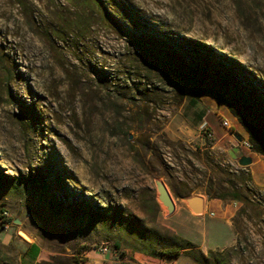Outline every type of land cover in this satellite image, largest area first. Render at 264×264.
Segmentation results:
<instances>
[{"label": "rangeland", "instance_id": "rangeland-1", "mask_svg": "<svg viewBox=\"0 0 264 264\" xmlns=\"http://www.w3.org/2000/svg\"><path fill=\"white\" fill-rule=\"evenodd\" d=\"M215 102L209 138L191 118ZM245 125L264 149V0H0V264L20 229L38 264H264Z\"/></svg>", "mask_w": 264, "mask_h": 264}, {"label": "water", "instance_id": "water-1", "mask_svg": "<svg viewBox=\"0 0 264 264\" xmlns=\"http://www.w3.org/2000/svg\"><path fill=\"white\" fill-rule=\"evenodd\" d=\"M238 164L242 167L251 166L254 163V158L251 155H242L238 158ZM154 183L158 192L157 200L164 208L166 215L170 216L176 211L175 199L167 186V183L161 177H155ZM186 204L193 213L201 215L205 211V199L201 195H192L185 198ZM16 224H21L20 219L14 221ZM19 235L27 241L32 242L33 238L23 229L18 231Z\"/></svg>", "mask_w": 264, "mask_h": 264}, {"label": "crops", "instance_id": "crops-1", "mask_svg": "<svg viewBox=\"0 0 264 264\" xmlns=\"http://www.w3.org/2000/svg\"><path fill=\"white\" fill-rule=\"evenodd\" d=\"M192 108L199 107V103L195 99H191V103L189 104ZM217 102L212 105V108L210 110H202L200 109L199 111H196L194 115H192V122L193 123H198V124H211L212 122L210 121V116L211 113H213V116H219L221 115V112H218L215 114L216 109H217ZM191 128H200L203 127L204 125H188ZM207 128H209L213 135L215 134L213 125H206ZM225 128V126L223 127ZM226 135V133H225ZM258 161H254V164H257ZM33 237V236H32ZM45 257L43 255V249L41 245L33 238L32 242H27V245L25 247L24 253L21 256V264L26 260L29 264H38L41 260H43Z\"/></svg>", "mask_w": 264, "mask_h": 264}, {"label": "trees", "instance_id": "trees-1", "mask_svg": "<svg viewBox=\"0 0 264 264\" xmlns=\"http://www.w3.org/2000/svg\"><path fill=\"white\" fill-rule=\"evenodd\" d=\"M229 108L234 112V110H233V108L232 107H230L229 106ZM235 113V115L238 117V119L240 120V122H242L243 124H245L244 122H243V120L236 114V112H234ZM245 127H246V125H245ZM246 129L250 132V134H251V140H252V142H253V144L252 145H254L253 146V148H254V150L256 151V152H259V153H261V154H264V149L260 146V145H257V143H256V141H255V139H254V136H253V134H252V132H251V130L248 128V127H246ZM170 178V177H169ZM168 181V180H167ZM168 184H169V186H171L172 187V185L169 183V182H167ZM236 197L235 198H240V195L238 194V195H235ZM187 246H178V245H176L175 243H173V245L172 246H170V247H168V249H167V251L164 253V255H167V254H179L180 253V249H182V248H188V250L190 251L191 249H192V247H194V245H192L193 243L192 242H190V241H187ZM76 263H78V261L76 260V261H72V260H70V264H76ZM124 264H128V263H124Z\"/></svg>", "mask_w": 264, "mask_h": 264}, {"label": "built area", "instance_id": "built-area-1", "mask_svg": "<svg viewBox=\"0 0 264 264\" xmlns=\"http://www.w3.org/2000/svg\"><path fill=\"white\" fill-rule=\"evenodd\" d=\"M222 124H223V126H225V127H228V128H231V124H230V121H229V119H227V118H224L223 120H222ZM207 136L209 137V138H212L213 137V133L212 132H209V133H207ZM243 146L245 147V148H247L248 150H252V145H251V143L249 142V140H244L243 142ZM210 215H213V213H211ZM2 218L3 219H9L10 218V211H8V210H5V211H3V213H2ZM9 224V221H7L6 222V225H8Z\"/></svg>", "mask_w": 264, "mask_h": 264}]
</instances>
